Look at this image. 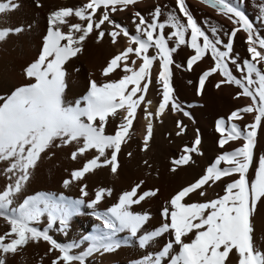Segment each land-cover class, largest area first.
Listing matches in <instances>:
<instances>
[{
	"label": "snow or ice",
	"instance_id": "6c2138e0",
	"mask_svg": "<svg viewBox=\"0 0 264 264\" xmlns=\"http://www.w3.org/2000/svg\"><path fill=\"white\" fill-rule=\"evenodd\" d=\"M137 2L85 0L79 7L50 11L38 55L23 69L28 82L0 97V162L4 164L0 176L6 181V186L0 189V220L6 224V231L0 234V264H6L5 257L18 253L29 243L41 241L48 245V253H55L50 264H88V258L94 254L111 253L129 243L146 253L134 264H225L230 253L227 264H264V253L253 243L251 222L258 201L264 203V154L257 158L254 151L258 126L264 128V37L245 14L244 0H200L230 21L232 27L223 37L219 35L224 31L222 28L215 24L207 26L205 21L211 36L206 34L185 0H175V8L164 12L162 20L158 5L147 17L134 11L131 21L134 34H130L110 14L124 11ZM19 6L18 0H0V14L10 13ZM36 6H41L39 0ZM257 7V21L264 26V3ZM72 18L77 22H72ZM22 31V27L2 28L0 42ZM239 31L245 34L247 52L242 60L233 54L234 37ZM90 34L97 43L107 37L112 44L122 36L127 46L108 59L100 70L102 82L89 79L86 93L74 102L66 101L71 58L81 51ZM182 45L191 52L185 61L175 64L177 69L186 65V70H192L206 53L211 56V66L199 74L197 95L201 94L206 79L218 74L222 79L217 80L215 88L223 84L235 86L238 91L233 99L242 96L250 102L231 111L226 120L215 121L221 154L199 178L170 196L160 210V223L148 230L145 225L151 219L149 213L135 211L133 206L155 197L158 189L142 190L141 180L122 191L104 211H96L101 200L111 196L113 190L99 187L90 196L83 181L86 174L105 166L117 173L118 154L130 138L129 128L138 107L142 106L147 121L142 152L150 147L154 119L160 122L167 110L182 112L191 119L175 99L170 84L173 54ZM154 62H158L155 84L159 101L153 113L148 110L152 101L146 99V93L152 84ZM233 69L240 74L239 78ZM116 70L119 78H115ZM245 114L252 115V120L241 128L234 121L242 120ZM109 125L113 131L106 134ZM186 127L177 119L175 136L186 134ZM229 141H237L239 146L224 150ZM200 143L197 131L191 145L183 146L180 156L171 160L170 171L188 164L191 153L200 155ZM64 148L68 149L70 160L83 163L72 169L62 183L67 187L76 182L80 197L87 198L86 206L99 222L95 233L84 238L88 246L82 251L78 242L58 243L50 230L58 223L56 230L65 232L85 199L36 194L16 203L17 195L30 180L38 162L54 155L53 149ZM253 162L254 177L249 180L246 174ZM217 181L223 184V195L210 200L194 199L205 197V186L211 188ZM44 216L47 223L41 230ZM121 233L123 238L118 235ZM153 244L158 249L150 251Z\"/></svg>",
	"mask_w": 264,
	"mask_h": 264
},
{
	"label": "bare ground",
	"instance_id": "6f19581e",
	"mask_svg": "<svg viewBox=\"0 0 264 264\" xmlns=\"http://www.w3.org/2000/svg\"><path fill=\"white\" fill-rule=\"evenodd\" d=\"M85 0H39L40 7L36 6L37 0H18V9L0 14V29L22 27L23 31L19 34H10L5 41L0 42V97L9 95L16 87L27 83L23 69L32 62L38 55L42 44V35L46 32V18L50 11L61 7H79ZM264 3V0H244L243 9L249 16L253 25L259 29V35L264 37V26L257 21L258 5ZM189 11L194 19L207 31V26L215 24L222 28L219 35L224 36L225 31H230L232 25L227 19L229 26L218 22L224 20L222 16L217 15L215 10L202 4L199 0H185ZM160 6L162 20L163 13L172 11L175 8V0H138L135 6H129L124 11H117L110 14L111 18L128 29L130 34H134V28L131 23L132 13L138 11L141 15L147 17L155 6ZM99 11V10H98ZM178 12V9L176 10ZM72 22H77L72 18ZM167 31V30H166ZM245 34L239 31L234 37L233 54L241 60L247 57L246 44L244 43ZM127 46L124 37H118L116 44L110 43L109 38H103L102 42H95L94 38H87L83 42L81 51L71 58V67L68 68L67 86L65 92L66 101L74 102L87 91L88 81L102 82L103 77L100 70L106 66V62L118 51ZM191 52L185 46L178 49V53L173 54L174 63L170 66L172 73L170 84L173 89L175 99L179 102L184 111L189 112L191 119L183 116L182 112L172 113L167 110L162 114L160 122H153L152 135L150 137V147L145 151H140L143 142V136L146 131V119L144 118L143 108L138 107L137 115L133 118V124L129 128L130 138L127 143L122 145V153L118 154L119 167L117 173H112L107 166L94 170L93 173L86 174L83 181L90 196L94 189L99 187L111 188L112 195L104 197L96 211H104L106 207L116 202L118 195L125 190H129L133 184L144 181L141 185L142 190L158 189L155 197L141 202L139 206L134 205L135 211H146L151 219L145 225V228L151 230L158 226L161 221L159 215L161 208L172 194L178 191L203 174L204 169L209 166L215 157L221 154L217 144L219 134L215 131V121L218 118L227 119L231 111L248 104L250 101L244 97L233 99L238 89L235 86L223 84L220 88H215L217 80L222 79L218 74H213L207 78L202 88L201 94L197 95L195 88L198 83L199 74L211 66L212 60L210 54L206 53L201 61L193 65L192 70H186V65L180 69L175 67L176 63L185 61L186 56ZM68 62H66L67 64ZM156 67L153 69L152 84L146 93V99L151 100L149 111L154 113L155 106L158 104V86L155 84V76L158 71V62H154ZM115 78H119V70ZM233 74L239 78V73L233 69ZM111 75V74H110ZM191 81V83H189ZM131 85H129V88ZM2 102V101H0ZM143 104V101H142ZM111 119V118H109ZM179 119L186 125V134L180 137L175 136V121ZM252 115L245 114L240 121H234L241 128L244 124L250 123ZM113 131V126L106 128V134ZM199 132L201 143L198 145L200 155L191 153L190 162L183 166H178L175 171H170L171 160L181 154L183 146L191 145L196 132ZM167 133V135H165ZM239 142L229 141L224 150H232L238 147ZM94 151V150H89ZM255 155L264 154V128L258 126L257 143L255 145ZM54 155L41 159L38 166L34 169L30 180L26 183L23 190L16 197V203L22 202L25 196H34L36 194H46L54 197L63 196L66 199L77 200L85 199L81 205L79 214L74 215L70 221L67 230L63 233L57 231L58 223L50 230V235L58 243H71L73 241L80 243L79 250L88 246L85 237L93 235L99 222L90 214L91 210L87 208V198H81L79 195V186L73 182L65 187L62 183L64 179L69 178L72 169L81 167L83 161L79 163L68 158V149H53ZM131 153V155H127ZM146 162V163H145ZM4 164L0 162V169ZM223 167V164L220 165ZM255 162L250 164L249 172L246 176L249 180L254 177ZM226 180V178H222ZM6 186L3 176H0V189ZM206 195L203 198L194 197L195 200H210L218 195H223V184L217 181L211 188L205 186ZM187 199V198H185ZM191 202V201H189ZM253 225L252 239L255 246L264 253V203L258 201L254 214L251 219ZM47 223V217L41 218L40 229ZM6 231V224L0 220V234ZM123 238L124 234H118ZM48 245L45 242L39 244L26 245L18 253L5 257L6 264H50L55 253L47 252ZM158 249L157 244L151 246L150 251ZM144 254L143 250L129 243L111 253L94 254L88 258V264H134ZM231 258V253L226 258L225 264Z\"/></svg>",
	"mask_w": 264,
	"mask_h": 264
},
{
	"label": "rangeland",
	"instance_id": "374dc122",
	"mask_svg": "<svg viewBox=\"0 0 264 264\" xmlns=\"http://www.w3.org/2000/svg\"><path fill=\"white\" fill-rule=\"evenodd\" d=\"M200 1V0H199ZM246 14V13H245ZM247 15V14H246ZM248 16V15H247ZM249 17V16H248ZM222 18L224 19V20H221V19H219L218 20V22L219 23H221V24H223V25H226V26H229V24H228V22H227V19L225 18V17H223L222 16ZM251 20V19H250Z\"/></svg>",
	"mask_w": 264,
	"mask_h": 264
}]
</instances>
